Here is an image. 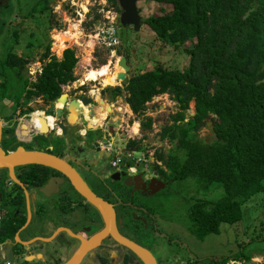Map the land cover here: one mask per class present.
I'll use <instances>...</instances> for the list:
<instances>
[{"label":"trees","instance_id":"obj_1","mask_svg":"<svg viewBox=\"0 0 264 264\" xmlns=\"http://www.w3.org/2000/svg\"><path fill=\"white\" fill-rule=\"evenodd\" d=\"M107 1L120 11L117 0ZM150 1L171 7L147 16L143 23L158 40L174 48L193 40L192 46L185 48L189 63L182 69L158 66L132 75L124 84V100L137 116H143L147 102L160 94H168L175 102L176 111L159 132V139L174 151L165 154L158 150L155 157L167 168L166 177L187 180L195 187L199 197L192 204V233L203 240L208 234L219 233L221 223L239 222L242 204L252 196L264 198V0ZM99 17L96 14L85 25ZM49 44L41 55L42 71L30 87L26 68L24 74L18 73L16 55L7 54L0 71L4 78L0 102L14 98L18 108L38 96L51 102L62 93L61 85L76 79L75 50L66 48L57 58L50 55ZM101 64L105 65V60ZM120 91L118 86L114 88L109 102ZM191 102L194 112L187 116ZM26 110L33 111L30 107ZM207 121L213 134L209 141L199 135ZM153 122L151 116L141 119V130H150ZM131 148L140 149L139 140H129L125 149ZM152 167L166 174L156 162ZM212 187L222 191L217 199L208 198ZM1 228L11 236L17 225L3 224ZM239 255L249 260L242 251ZM229 259L212 257L203 264H226Z\"/></svg>","mask_w":264,"mask_h":264},{"label":"flooded vegetation","instance_id":"obj_2","mask_svg":"<svg viewBox=\"0 0 264 264\" xmlns=\"http://www.w3.org/2000/svg\"><path fill=\"white\" fill-rule=\"evenodd\" d=\"M13 1L25 0H0V35L3 33L4 28H8V37L12 38L11 49L6 51L3 55V60H5L9 52L14 53L16 55V70L18 73L24 74L26 68V64L24 66V61L27 58L21 54L23 53V49H21L22 52H20V54L13 51L19 45L22 46V38L23 35H25L24 16L28 15L34 20V18H37L36 16L45 15L44 17L46 20L43 21L44 24H40V26L36 24L35 27L38 30L40 29L41 32L47 36V34L44 33L46 28H49L47 31L54 30L56 32L58 31L57 28H60V26L56 24L57 20L54 21V13L57 12L59 7L55 5V3H52V0H35L33 4L36 8V14L35 12L32 14L25 13V15L20 17L16 14H12L14 17L10 20H5L4 16H7L8 13L11 12V9H13L11 8V2ZM120 12L121 9L120 11H116V13ZM116 24L117 27L121 29L125 28L128 31H134L132 25L123 27L120 23ZM36 33V31L35 33L29 32V36L34 37ZM49 35L53 43V34L50 33ZM14 43L16 46H14ZM56 57L58 58V56ZM40 60L42 59L40 58ZM42 62L44 63L43 60ZM38 70V73H34V81L27 75L29 80L28 87L31 86L32 82L37 80V77L42 71V67ZM83 78H85L86 81L84 79L81 81L79 80L82 84L88 82L86 76ZM30 80H32V82H30ZM2 81H4V78L3 75H0V82ZM117 82L118 79L117 76H115V84L107 83L106 80H104V84L102 83V85L114 86L118 84ZM80 89L82 88L80 87ZM91 92L92 91H90V93ZM116 97L117 96H115V98ZM111 98L112 94L107 95L104 100L105 103L103 102V106L100 108L96 107L92 115H90L88 110L89 104L84 105L80 101L79 104L82 108L80 118L85 120V122L89 120V123L94 124H92L93 126L101 123L104 124V122L108 121L107 119L110 115L107 111V101ZM54 101L55 100L51 102L45 101V113L42 111H35L29 115L27 119L25 118L23 121L25 125L21 130L22 133L19 132L21 122L9 118L10 114H4L3 110L0 109L2 121L1 148L7 152L14 150L18 145H22L26 150H44L61 157H68V163L78 172L89 189L95 195L108 202L112 210L107 221L99 210L74 189L67 178L61 182H55V179H51L53 176H62V174L52 168L38 164L18 165L14 167L16 179H13L8 168L0 167V243H4L7 239L15 241L14 233H16L23 224L20 223L21 219L19 218V214L27 209L30 211L32 210L29 201L27 204L24 199L25 192L32 189V192L28 194L29 197L34 194L36 188H41L49 180L50 190L48 192L54 194H51L49 198L45 200V203L39 202V204H36V207H34L35 214L37 215L36 219L39 215L44 217L43 223L45 227L41 230H49L52 234L54 231L60 229V231L49 239L50 242H45V245H50V249H44V252H42L43 258L40 259L28 260L26 258L28 256L27 247L32 243H25L24 246H21L19 242L15 241L14 248L18 252L14 254L10 264L62 263L65 251L70 252L69 256H71V258L74 257L84 242H91V240L95 239L96 235L101 232L106 233L98 240H95L91 249H87L86 252H84L80 264H143L136 256L130 253L127 248L121 246L113 238V232H117L148 249L152 253L156 264H203L205 259L212 258L211 254L204 257L199 254L197 255L196 252L192 250L194 240H200L192 233V228H194L192 204L195 199L199 197V194L196 192L195 187L192 185L190 186L189 181H176L172 177H166L168 175L167 168L161 161H157L156 164L159 165L166 174H161L156 169H153L152 164L154 162H149L146 165L139 164L134 174H130L126 170L129 161L124 157L121 158L119 163L113 164L112 150L101 147L102 145L113 143L111 138L116 131H114V128L110 125H107L105 129L102 125L96 126L93 129H89L85 126L83 129L78 128L75 131V135L76 137H81L79 143H73V141H67L64 144L57 143L56 137L63 136V134L56 123L59 121L66 123L67 111L66 108L63 107L62 117L56 119L55 115L51 113L55 108ZM58 105L59 108H61L62 102H59ZM92 105H94V102H92ZM28 108L29 106L25 109ZM23 111L24 109H19L18 114L21 112L22 115L25 113L24 116L29 114ZM46 115H51L54 118L47 117ZM42 119L47 120L50 131L40 135L50 140L51 143L46 144V146H37L33 148L32 146H34V144H40L42 142V138L38 139V137H40L38 133L29 137H25V135L29 127H34L35 129L42 128ZM131 129H133V127ZM90 132L92 134H90ZM133 132L136 133L134 129ZM16 143L17 145L14 146ZM113 144L116 145V143ZM98 148L100 149L98 150ZM54 150L56 151L54 152ZM106 152H108L107 156L105 155L107 154ZM101 161H105V164L100 165ZM114 172H119L118 179L111 178ZM122 173H124V175H122ZM147 173H149L148 176H146ZM135 174H140L142 182L135 181L131 186H127L125 184L127 177ZM153 179L155 181H152ZM157 181L162 182L164 187L160 188ZM177 184H180L178 190L175 188ZM174 195H179L181 199L186 202L185 213H182L181 216L183 219L181 220L182 222L179 221V224H176L174 219H168L160 213V210L163 212L165 209L164 202H167L169 198H174ZM3 224L10 226L17 225V228L11 236H7L1 228ZM19 240H22L21 237H19ZM56 240L64 241V246L57 250L52 247V243ZM34 242L38 243L40 241L35 240ZM157 244H165L163 248L165 249L167 247L169 250L173 247V252H171L170 255L168 253H166V255L162 253V255L165 256L157 257L155 255V250L160 248ZM154 245L156 248L153 247ZM152 247L154 250L151 249Z\"/></svg>","mask_w":264,"mask_h":264},{"label":"rangeland","instance_id":"obj_3","mask_svg":"<svg viewBox=\"0 0 264 264\" xmlns=\"http://www.w3.org/2000/svg\"><path fill=\"white\" fill-rule=\"evenodd\" d=\"M34 1L35 0L11 2V8L13 9H11V12L8 13L7 16H4V19L10 20L14 17L12 14H16L20 17L25 15V13H34L36 10L35 5L33 4ZM71 1H74V7L71 6ZM52 3H55V5L59 7L57 12L54 13L55 18L53 17L55 19L54 21L57 20L56 22L60 25V28H57V30L59 29V32L54 30L47 31L49 28H46L44 33H46L47 36H45L40 29H36V24H38V26H40V24H44L43 21L46 20L44 17L45 15L36 16L37 18H34L36 23L32 20L33 18H30L28 15L24 16L25 35H23L22 38V46L19 45L13 51L20 54V52H22L21 49H23V53L21 54H23V56L28 60L26 63V74L34 81V73H38V69H41L42 67L43 62L40 58L45 52V44L47 42H51L49 44L50 55L58 56V58H61L63 49L73 48L78 56V63L74 68L76 81L85 80L83 77L86 76L89 78L92 73L95 81L85 82V84H83L84 88L82 89H80V87L76 88L74 85L66 88L63 92L68 93L69 99L79 98L83 96V94H89L92 97L100 95L101 98L105 100L107 95H113L111 91H113L114 88L118 86L121 89L120 94L116 98H113L111 102H109V100L107 101L112 109L110 112L108 111V113H110L107 119L108 121L104 122V124L101 123L96 125H102L104 129L107 125L114 128L116 133L111 139L113 143H116V149L122 150L126 147L129 140L134 139L137 141L139 140L140 146V149L135 150L133 153L135 159L145 157L148 154H152L154 157L155 152L158 150L163 151L165 154L174 151V147L167 141L159 139V132L161 130V126L170 122L171 119L169 118V115L176 111L177 107L175 102L168 94H160L155 96L151 101L147 102V108L143 116H137L130 111L131 109L128 110L129 106L124 100L126 92L123 88L125 82L132 75L138 72L151 70L158 66L168 69H182L186 67L189 63L190 56L185 51V48L191 47L193 40L179 48H174L173 46L158 40L155 33L146 23H143V21L139 30L138 38L136 32L117 27V35L120 38V45L117 50H119L121 54H116L118 57L116 60V58L110 57L109 50L103 46L97 45L92 51L90 47L91 42L89 41V37L86 36L94 27L85 25V23L94 18L96 14H100L99 10L101 12L103 8L105 9V6L109 5L113 8L107 0H52ZM137 6L140 8L142 20L149 15H158L162 11H168L171 7L170 4L157 3L150 0H138ZM76 10L81 15L77 14ZM80 19H83L81 25H79ZM74 28H77L78 32L75 31ZM63 29L71 31V33L67 35L66 39L63 38V31H60ZM3 30V33L0 35V71L4 66L3 55L6 51L11 49L12 43V38L8 37V28H4ZM35 31L37 33L34 37L29 36V32L35 33ZM50 33L53 34V43L52 39H50ZM86 44H89L90 46H86ZM14 46H16L15 43ZM126 50L127 52H125ZM123 55L127 57V63L130 66L126 79L124 81L118 80V84L114 86L102 85L104 80L109 83L110 79L113 77L115 78V76L121 72L119 69L117 70L115 66L118 67L117 62L119 57ZM102 60H105V65L101 64ZM0 75L2 74L0 73ZM107 75L111 77H107ZM30 82H32V80H30ZM76 84L78 86L79 83ZM90 91H92L93 94L90 93ZM45 103L46 102L42 97H36L30 100L27 104H23L18 108L15 106L14 98H5L0 103V109L3 110L4 114H10L9 118L13 120L16 119L18 122L22 123L26 117H29V115L35 111H42L45 113ZM28 106L33 109L32 112H27L25 108ZM55 106L59 108V105L55 104ZM19 109H24L23 112L29 114L26 116H24L25 113L22 115V112L18 114ZM193 112L194 103L191 102L189 104V109L186 112L187 116H190ZM146 116H151L154 119V122L150 130L142 131L140 127V120L146 118ZM208 122L210 125L202 127L199 131L200 137L205 138L206 141H209L213 135L211 131V122ZM84 126L96 127L91 126L89 120L88 125H86L85 120L79 118L76 125L66 126L67 133L65 135L56 137L57 143L64 144L67 141L79 143V141H81V137H76L75 131L78 128L83 129ZM132 127L136 133H134L133 129H131ZM90 134L92 133L90 132ZM40 138H42V142L40 144H34V146H32L33 148H36L37 146H46V144L51 143L50 140L46 139L43 135L38 137V139ZM55 151L56 150H54V152ZM114 153L115 148L113 150L112 157ZM150 162L152 163L153 161ZM104 164L105 161H101L100 165ZM148 174L149 173H147L146 176H148ZM179 185L180 184H177L175 186L176 190H178ZM221 194L222 191L220 188L212 187V195L208 194V198L212 197L213 199H217L221 196ZM177 196L174 195V198H169L167 202H164L165 209L163 212L160 210V213L168 219H174L176 224H179V221L182 222L181 220L183 219L181 216L182 213H185L186 202L182 200L179 195ZM157 246L160 247L155 250V255L157 257L165 256L166 253L170 255L171 252H173V247L169 250L167 247L165 249L163 248L165 244H157ZM153 247L156 248L155 245ZM153 247L151 248L152 250H154ZM192 247V250L200 256L205 257L211 254L212 257H230V261L226 264H264V198H261V196L258 195L252 196L250 200L242 204V218L239 222L235 224L221 223L219 233L208 234L203 240H194ZM239 250L242 251L244 256L246 255L249 257L248 261L239 257ZM162 253H165V255H162ZM256 256H259L260 259H257Z\"/></svg>","mask_w":264,"mask_h":264},{"label":"water","instance_id":"obj_4","mask_svg":"<svg viewBox=\"0 0 264 264\" xmlns=\"http://www.w3.org/2000/svg\"><path fill=\"white\" fill-rule=\"evenodd\" d=\"M118 5L121 9L120 13L116 14V23H120L123 27L132 25L133 30L137 34V38L139 37V30L142 25V17L140 15V8L137 6L138 0H117ZM118 65L123 67L122 72H119L117 75V79L120 81H124L127 77V72L130 70V66L127 63V57L125 55L120 56L118 60ZM82 102L83 104H89V113L92 115L95 112V108L98 107L104 100L101 98V96H95L92 97L89 94H83L81 98H68V93L62 92L56 99L55 104L57 102H62V107L58 108L55 106L54 110H52V114L55 115L56 119H59L63 115V107L66 108L67 114H66V123H63L59 121L56 123V125L61 129V132L63 135L67 133L66 125H75L78 118H80L81 113V106L79 102ZM92 102H94V105H92ZM111 110V106L107 105V111ZM32 114V113H31ZM30 114V115H31ZM47 117H52L51 115H46ZM28 117H26L27 119ZM43 120V126L42 128L35 129L34 127L28 128L27 134L25 137H29L35 134H46L50 131V126L47 123L46 119ZM24 122L20 124V131L22 133V128L24 127ZM86 125H88V121H86ZM206 125L209 126L210 123L207 121ZM92 126V125H91ZM89 129H93L95 127H89ZM1 130H2V121L0 116V140H1ZM21 135V134H20ZM100 148H98L99 150ZM106 156L108 155V152H106ZM102 156V155H100ZM23 164H38L43 165L49 168H52L56 171H58L62 176H53L51 179H55V182L64 181L65 178H67L74 189L80 193L89 203H91L97 210H99L100 213L103 214V216L108 221L109 214L111 213L112 207L111 205L103 200L102 198L95 195L87 186V184L82 180L78 172L68 163V157H61L59 155L44 151V150H35L30 149L26 150L22 147V145H18L14 150H10L5 152L1 146H0V167L1 168H8L10 175L13 179L15 178L14 175V167L18 165ZM124 175V173H122ZM112 179H118L119 178V172H114L111 175ZM50 181V180H49ZM46 182L41 188H36V191L33 195L29 196V204L32 206L31 213H35L36 204L45 203V200L49 198L51 194L48 191L50 190V182ZM142 182L140 174H135L133 176L127 177L125 184L127 186H131L134 182ZM152 181H155L154 179ZM160 188H163L164 184L160 181H157ZM56 184V183H55ZM49 185V188H48ZM28 194L29 192H32V189H29L26 191ZM31 198V199H30ZM40 198V200H39ZM46 198V199H44ZM42 207V206H41ZM42 216L39 215V217L34 219L32 221V225L35 226L36 229H44L45 224L43 223ZM122 221V220H121ZM27 227L25 226V229ZM106 232H101L100 234L96 235L95 239H92L91 242H84L83 245L78 249L77 254L72 257L68 262L63 264H80V261L82 260V257L84 255V252H86L87 249H91L93 247V244L95 240H98L102 236H104ZM113 238L123 247L127 248L130 253H132L134 256H136L143 264H156V261L152 255V253L144 248L143 246L135 243L134 241L130 240L129 238L119 234V233H112ZM50 242V241H48ZM63 240H56L53 244V248L55 250L62 248L64 246ZM15 241H12V239L5 240L4 243H0V251H1V257L0 260H8L9 262L13 260V256L17 250L14 248ZM19 244L21 246L25 245V242L22 240H19Z\"/></svg>","mask_w":264,"mask_h":264},{"label":"built area","instance_id":"obj_5","mask_svg":"<svg viewBox=\"0 0 264 264\" xmlns=\"http://www.w3.org/2000/svg\"><path fill=\"white\" fill-rule=\"evenodd\" d=\"M70 4L72 7L75 6L74 1H71ZM76 13L81 15L77 10H76ZM99 13H100L101 18L99 17L98 20L93 21V23L90 26H93L94 28L91 30V32H89L86 35L89 37V41L91 42V46L89 44H86V46H90L92 51H93L94 47L97 45L103 46L109 50L110 57L116 58V60H117L118 57L116 56V54H117V48L120 45V38L117 35V24L115 22L116 14H117L116 10L113 9L112 7H110L109 5H107V6H105V9L103 8L101 10V12L99 10ZM83 19L79 20V25H81V23L83 22ZM91 20H93V18ZM68 21H69V18H68ZM66 30L67 29H63L60 31L64 32ZM75 57L76 58L78 57L76 54V51H75ZM77 60H78V58H77ZM77 63L78 62H76V64ZM93 81H95V80H93ZM76 83H79L78 86ZM72 85H74V87H76V88L83 86V84L79 80L76 81V79H75L72 82L61 85L62 92L65 91L66 88L71 87ZM101 147H103L107 150H112V152L115 148V153L113 155V162L112 163L117 164V163H119V161L121 160L122 157H125L129 161V164L126 166V170L132 174L136 173V168L140 163L146 165L150 161L157 162L156 157L155 156L153 157L152 154H148L145 157L135 159L133 156V153L135 150H137L136 148L125 149V147H124L122 150H119V149H116V146L113 143H108L107 145H102ZM153 158H155V159H153ZM0 264H10V262L8 260H3V261H1Z\"/></svg>","mask_w":264,"mask_h":264},{"label":"crops","instance_id":"obj_6","mask_svg":"<svg viewBox=\"0 0 264 264\" xmlns=\"http://www.w3.org/2000/svg\"><path fill=\"white\" fill-rule=\"evenodd\" d=\"M128 110H130L129 107H128ZM24 199L26 203L28 204L29 199H28L27 192H25ZM19 215H20L19 218L21 219L20 223H23V224L16 231V233H14L15 241L19 242V237H21V239L25 241V243H32L27 247L28 256L26 258L28 260L43 258L42 252H44V249H47V250L50 249V245H45V242L49 241V239L52 238L58 231H60V229L54 231L52 234L49 230L36 229L35 226L32 225V221L37 217V215L35 213H31L29 209L21 212ZM25 226L27 227L26 229H25ZM35 240H39L40 242L38 243L34 242ZM0 255H1V251H0ZM69 255H70V252L65 251L63 254L64 257H63L62 263H58V264H63V262L64 263L68 262L71 258V256ZM256 257L257 259H260L259 256H256Z\"/></svg>","mask_w":264,"mask_h":264},{"label":"bare ground","instance_id":"obj_7","mask_svg":"<svg viewBox=\"0 0 264 264\" xmlns=\"http://www.w3.org/2000/svg\"><path fill=\"white\" fill-rule=\"evenodd\" d=\"M74 30L75 31H77L78 32V30H77V28H74ZM71 33V31L70 30H67L66 32H63V38L64 39H66V37H67V35H69ZM80 33V32H79ZM116 65V64H115ZM117 65H118V63H117ZM116 67V69L118 70H120L121 72L122 71H124L123 70V67H121V66H119L118 65V67L117 66H115ZM92 73V72H91ZM109 75H110V73H109ZM107 77H109L108 75H107ZM88 81H93L94 80V75H93V73H92V75L91 76H89V78L87 79ZM109 83H111V84H115V78H113V79H110V82ZM107 85V84H106ZM92 93V92H91ZM93 94V93H92ZM58 103L59 102H57L56 103V105H58ZM84 105H87V104H84ZM101 106H103V102L98 106V108H100ZM93 124V123H92ZM91 123H90V125H92ZM94 125V124H93ZM92 125V126H93Z\"/></svg>","mask_w":264,"mask_h":264}]
</instances>
